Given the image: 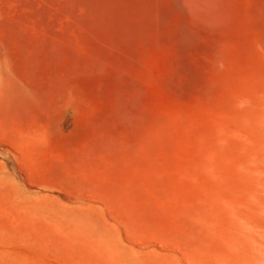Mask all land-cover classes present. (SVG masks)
Listing matches in <instances>:
<instances>
[{
	"label": "rangeland",
	"instance_id": "obj_1",
	"mask_svg": "<svg viewBox=\"0 0 264 264\" xmlns=\"http://www.w3.org/2000/svg\"><path fill=\"white\" fill-rule=\"evenodd\" d=\"M0 264H264V0H0Z\"/></svg>",
	"mask_w": 264,
	"mask_h": 264
}]
</instances>
